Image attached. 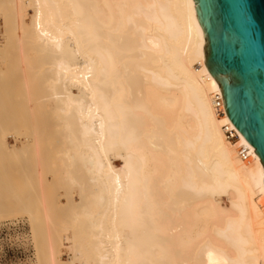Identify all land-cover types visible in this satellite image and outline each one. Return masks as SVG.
<instances>
[{"label":"bare ground","instance_id":"bare-ground-1","mask_svg":"<svg viewBox=\"0 0 264 264\" xmlns=\"http://www.w3.org/2000/svg\"><path fill=\"white\" fill-rule=\"evenodd\" d=\"M0 21V219L28 216L39 264H264V164L219 112L194 0Z\"/></svg>","mask_w":264,"mask_h":264},{"label":"water","instance_id":"water-1","mask_svg":"<svg viewBox=\"0 0 264 264\" xmlns=\"http://www.w3.org/2000/svg\"><path fill=\"white\" fill-rule=\"evenodd\" d=\"M226 113L264 164V0H194Z\"/></svg>","mask_w":264,"mask_h":264},{"label":"rangeland","instance_id":"rangeland-1","mask_svg":"<svg viewBox=\"0 0 264 264\" xmlns=\"http://www.w3.org/2000/svg\"><path fill=\"white\" fill-rule=\"evenodd\" d=\"M2 30L0 21V39ZM18 214L0 219V264H39L29 218Z\"/></svg>","mask_w":264,"mask_h":264},{"label":"built area","instance_id":"built-area-1","mask_svg":"<svg viewBox=\"0 0 264 264\" xmlns=\"http://www.w3.org/2000/svg\"><path fill=\"white\" fill-rule=\"evenodd\" d=\"M222 104H223V102H222L221 100H219V101H218V105H217V107H218L219 110H220L219 112L224 114V112H225V107H224Z\"/></svg>","mask_w":264,"mask_h":264}]
</instances>
